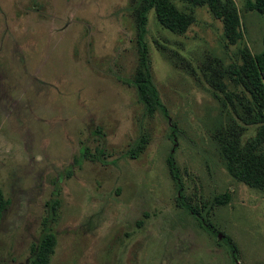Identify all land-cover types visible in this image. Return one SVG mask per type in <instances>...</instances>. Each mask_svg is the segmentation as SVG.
Masks as SVG:
<instances>
[{"label": "rangeland", "instance_id": "374dc122", "mask_svg": "<svg viewBox=\"0 0 264 264\" xmlns=\"http://www.w3.org/2000/svg\"><path fill=\"white\" fill-rule=\"evenodd\" d=\"M135 1L0 0V264H25L43 224L56 238L48 264H264V192L233 179L219 153L255 142L264 154V124L247 121L230 73L242 47L260 50L264 16L232 0L231 42L206 5L170 0L189 19L181 32L146 12L165 118L145 114L129 83ZM169 153L201 221L179 203Z\"/></svg>", "mask_w": 264, "mask_h": 264}, {"label": "trees", "instance_id": "16d2710c", "mask_svg": "<svg viewBox=\"0 0 264 264\" xmlns=\"http://www.w3.org/2000/svg\"><path fill=\"white\" fill-rule=\"evenodd\" d=\"M192 4L206 5L212 15L219 18L223 25L224 36L231 42L241 38L239 22L236 9L232 0H187ZM134 17L137 25V52L138 63L129 83L133 85L137 100L143 107V112L151 115L158 111L163 117H167V112L161 103L157 90L153 85L147 49L143 40L145 32L146 12L153 10L158 23L171 31H183L189 19L179 12L170 0H136L134 3ZM248 6L264 16V0H250ZM234 75L235 81L243 88L248 95L247 104L243 106L247 115V121L261 122L264 124V31L261 35V48L254 54H250L246 46L242 47L240 53V63L238 67L230 70ZM251 112V113H250ZM264 137V125L261 134ZM253 144L247 148H240L230 143L221 144L219 153L223 158L224 168L227 173L235 180L246 184L248 187L264 192V154L255 153ZM142 140L137 141L129 149V155H135L138 149L142 147ZM85 154L84 148L80 149V156ZM166 163L172 179L176 184L178 191V200L180 205L188 213H191L198 220L196 208L184 202L181 184L174 166L172 154L166 157ZM228 198L226 193L215 198L216 202L223 203ZM8 203L0 190V216L2 210ZM53 208V206H52ZM207 229L215 234L216 232L207 226ZM55 234L46 225L43 227L37 237V240L31 244L29 256L25 264H48L55 246ZM222 242L228 247L231 257L234 256V245L224 236Z\"/></svg>", "mask_w": 264, "mask_h": 264}]
</instances>
